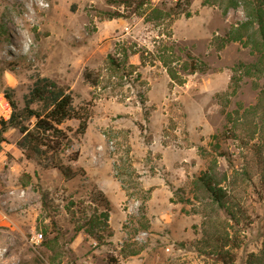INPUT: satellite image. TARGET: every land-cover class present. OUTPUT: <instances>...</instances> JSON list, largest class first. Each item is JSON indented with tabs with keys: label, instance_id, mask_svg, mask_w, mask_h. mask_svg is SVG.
Segmentation results:
<instances>
[{
	"label": "rangeland",
	"instance_id": "1",
	"mask_svg": "<svg viewBox=\"0 0 264 264\" xmlns=\"http://www.w3.org/2000/svg\"><path fill=\"white\" fill-rule=\"evenodd\" d=\"M240 2L0 0V95L21 110L47 78L87 116L84 134L61 127L83 171L69 181L2 134L0 264H264V75L245 72L258 37L223 43ZM204 173L221 201L194 185Z\"/></svg>",
	"mask_w": 264,
	"mask_h": 264
},
{
	"label": "trees",
	"instance_id": "2",
	"mask_svg": "<svg viewBox=\"0 0 264 264\" xmlns=\"http://www.w3.org/2000/svg\"><path fill=\"white\" fill-rule=\"evenodd\" d=\"M243 9L247 13V21L231 30L223 43L241 42V32L252 28L258 37L254 51L256 61L251 66L245 67V72L250 74L264 75V0H240ZM237 2H231L230 8H236ZM253 51V52H254ZM188 74L203 73L205 64L194 60L187 55ZM163 65L167 67L166 59L161 58ZM111 66H117L114 60L109 59ZM242 66V65H241ZM169 78L172 82L181 84L178 74L167 67ZM84 79L92 86L97 85L90 73H84ZM11 107L9 118L0 121V143L4 142L1 137L9 129H15L20 134L16 141L17 148L27 161H34L43 169L56 170L65 180H72L78 174H83L81 169H75L72 163L76 162L77 154L74 153L64 163L63 155L71 145L70 137L61 128L68 121H77L79 134H84L87 127V116L73 107L71 94L59 87L55 82L47 78H38L33 83L27 95L23 98V108L17 109L12 100V90L4 89L1 93ZM194 185L200 187L206 194L211 196L215 202L221 201L222 190L217 188L213 179L207 173L195 179ZM103 200V198H102ZM108 208L109 203L104 202ZM108 264H119L115 258L107 259Z\"/></svg>",
	"mask_w": 264,
	"mask_h": 264
},
{
	"label": "built area",
	"instance_id": "3",
	"mask_svg": "<svg viewBox=\"0 0 264 264\" xmlns=\"http://www.w3.org/2000/svg\"><path fill=\"white\" fill-rule=\"evenodd\" d=\"M0 113L5 117L9 114V103L6 101L4 96L0 95ZM38 238H41L39 235Z\"/></svg>",
	"mask_w": 264,
	"mask_h": 264
}]
</instances>
